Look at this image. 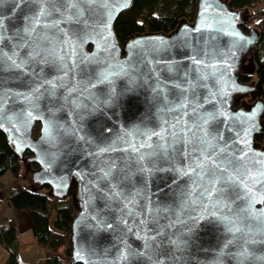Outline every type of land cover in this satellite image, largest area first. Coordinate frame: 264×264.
Wrapping results in <instances>:
<instances>
[{
    "label": "water",
    "instance_id": "1",
    "mask_svg": "<svg viewBox=\"0 0 264 264\" xmlns=\"http://www.w3.org/2000/svg\"><path fill=\"white\" fill-rule=\"evenodd\" d=\"M132 3L0 0L6 143L38 165L32 184L70 194L74 263L264 264V100L240 99L249 11L197 0L192 21L120 43Z\"/></svg>",
    "mask_w": 264,
    "mask_h": 264
},
{
    "label": "trees",
    "instance_id": "2",
    "mask_svg": "<svg viewBox=\"0 0 264 264\" xmlns=\"http://www.w3.org/2000/svg\"><path fill=\"white\" fill-rule=\"evenodd\" d=\"M259 0H226V4L234 9L246 7L249 11L248 25L256 27L260 40L255 51L250 55L253 70L242 74L240 81L253 85L249 92L250 100L261 97L264 100V6L252 10L251 6ZM197 0H133L132 5L121 11L113 29L117 39L122 43L129 35L144 31H169L179 19L193 20ZM257 15L254 22L251 16ZM242 27L244 31H248ZM248 62V63H249ZM39 130V123L33 128V134ZM264 136L257 135L262 140ZM30 152L25 151V155ZM33 162L20 159L6 143L5 135L0 131V205L4 202L15 212L27 214L28 224L36 242L43 246L45 255L35 264H81L70 258L69 230L75 215L76 206L70 194L65 198L53 197L48 186L38 187L25 179L26 172L37 168ZM28 168V169H27ZM11 174L17 181L15 186H5L2 176ZM25 174V175H23ZM27 176V175H26ZM52 212L54 215L51 216ZM19 230L13 215L0 217V246L6 255L0 264H21L18 248Z\"/></svg>",
    "mask_w": 264,
    "mask_h": 264
},
{
    "label": "rangeland",
    "instance_id": "3",
    "mask_svg": "<svg viewBox=\"0 0 264 264\" xmlns=\"http://www.w3.org/2000/svg\"><path fill=\"white\" fill-rule=\"evenodd\" d=\"M264 6V0H259L258 2L254 3L251 6V9L254 11L258 7H263ZM257 15L253 14L251 16L250 22H254L256 19ZM188 20V19H187ZM192 21V20H189ZM247 30H249L250 25L247 24ZM255 27V26H254ZM258 44V43H257ZM258 46V45H257ZM246 63V61H245ZM247 100L251 102L250 98L247 97ZM258 140V139H257ZM259 141H264V138ZM29 171L23 175H25V179H28ZM2 182L4 183L5 186H15L17 184V181L11 178V174L8 172L2 176ZM29 180V179H28ZM2 191H0V197H1ZM17 215V212L13 211L12 208L8 207V204L6 202L2 203L0 205V217L2 215ZM25 217H27V214H23ZM54 215V212H52L51 216ZM28 219V218H26ZM18 230H19V235H18V240H19V248H18V255L21 261V264H35L38 260L42 259L45 255V250L43 246L39 245L31 231V228L24 220L18 219ZM28 221V220H27ZM6 255V251L3 249L2 246H0V261L3 260L4 256Z\"/></svg>",
    "mask_w": 264,
    "mask_h": 264
},
{
    "label": "crops",
    "instance_id": "4",
    "mask_svg": "<svg viewBox=\"0 0 264 264\" xmlns=\"http://www.w3.org/2000/svg\"><path fill=\"white\" fill-rule=\"evenodd\" d=\"M13 217H15V219H16L17 226H18V221H19L18 219L24 220L28 226V221H27L26 217L23 215V213L17 212V215L16 216L13 215Z\"/></svg>",
    "mask_w": 264,
    "mask_h": 264
},
{
    "label": "flooded vegetation",
    "instance_id": "5",
    "mask_svg": "<svg viewBox=\"0 0 264 264\" xmlns=\"http://www.w3.org/2000/svg\"><path fill=\"white\" fill-rule=\"evenodd\" d=\"M247 97H249V94H247V93H245V94H243V96L242 97H240V99H245V100H247ZM248 101V100H247ZM251 101H253V100H251ZM29 154H27V156H28ZM27 173V172H26Z\"/></svg>",
    "mask_w": 264,
    "mask_h": 264
},
{
    "label": "snow or ice",
    "instance_id": "6",
    "mask_svg": "<svg viewBox=\"0 0 264 264\" xmlns=\"http://www.w3.org/2000/svg\"><path fill=\"white\" fill-rule=\"evenodd\" d=\"M20 2H23V0H20ZM43 14H44V12H43V10H41L39 15H43ZM37 19H38V16H37Z\"/></svg>",
    "mask_w": 264,
    "mask_h": 264
}]
</instances>
